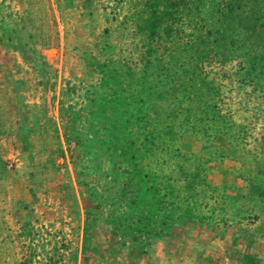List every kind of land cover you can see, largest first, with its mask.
<instances>
[{
    "label": "rangeland",
    "instance_id": "rangeland-1",
    "mask_svg": "<svg viewBox=\"0 0 264 264\" xmlns=\"http://www.w3.org/2000/svg\"><path fill=\"white\" fill-rule=\"evenodd\" d=\"M165 1L0 0V264H150L233 222L264 264V0H183L142 64Z\"/></svg>",
    "mask_w": 264,
    "mask_h": 264
},
{
    "label": "crops",
    "instance_id": "crops-1",
    "mask_svg": "<svg viewBox=\"0 0 264 264\" xmlns=\"http://www.w3.org/2000/svg\"><path fill=\"white\" fill-rule=\"evenodd\" d=\"M242 183L236 181L237 187L241 188ZM247 197L248 193L236 191L230 195V200L236 209H241L247 205ZM232 224L223 234L217 233L220 225L205 226L210 238L183 239L179 243L180 251L164 256L156 252L155 261L150 264H255L248 228L236 222Z\"/></svg>",
    "mask_w": 264,
    "mask_h": 264
},
{
    "label": "trees",
    "instance_id": "trees-1",
    "mask_svg": "<svg viewBox=\"0 0 264 264\" xmlns=\"http://www.w3.org/2000/svg\"><path fill=\"white\" fill-rule=\"evenodd\" d=\"M183 0H167L159 5L152 2L144 3L141 18L136 25L139 34L145 39V50L142 54V64H149L155 59L154 43L161 38L165 44L177 39L183 33L184 23L182 8Z\"/></svg>",
    "mask_w": 264,
    "mask_h": 264
}]
</instances>
